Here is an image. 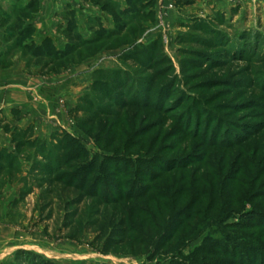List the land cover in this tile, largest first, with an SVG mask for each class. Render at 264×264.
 I'll use <instances>...</instances> for the list:
<instances>
[{"label": "rangeland", "instance_id": "rangeland-1", "mask_svg": "<svg viewBox=\"0 0 264 264\" xmlns=\"http://www.w3.org/2000/svg\"><path fill=\"white\" fill-rule=\"evenodd\" d=\"M215 2L189 0L180 8L171 3L172 9L169 3L163 7L161 2L157 21L162 22L167 41H160L155 52L144 48L136 54L125 52L136 40L128 36L129 30L111 42L100 41L90 46V16L87 20L85 17L84 23H76V31L86 45L79 46L74 54L59 63L45 65L47 62L33 59L28 62V54L19 47L20 57L28 68L31 63L42 64L44 76L78 66L81 74H89L86 79L89 82L92 69L111 71V74L97 75L102 80L110 78V85L83 82L78 100L74 101L76 96L72 101V94L63 91L56 100V108L63 111L68 101V108L64 110L66 118L54 136L40 141L53 145L52 140L56 143L62 132H66L82 145L90 159L97 157L101 161L105 156L118 154L121 157L118 166L125 169L129 165V170L121 176L123 183L134 181L139 175L161 173L159 169L165 168L169 164L166 161L171 159L183 164L201 160L202 163L193 164L185 173L162 175L156 184H170L183 175L188 178L193 175L195 179L205 177L214 182L212 177L217 168L223 178V197L231 189L232 200L242 203L231 208L233 213L228 222L264 215V0L243 1L236 6L228 2L229 6L223 8H217ZM79 3L75 11H89L90 0H79ZM22 6L19 4L16 8ZM18 17L15 14L4 25H14ZM150 20L157 22L154 17ZM66 25L67 22L63 35L67 41ZM155 37L157 34L149 36L144 44ZM24 42L13 40L12 43L22 46ZM90 58H93L91 62ZM194 113L199 121L196 127L194 115L188 119ZM187 131L193 134L185 135ZM204 134L205 142H202ZM242 139L245 141L235 146ZM211 140L224 141V144L208 148ZM47 149L49 156H58L53 153V147L51 151L49 146ZM19 152L32 164L34 159L43 161L34 147L28 146ZM96 175L94 172L89 183L76 190L54 183L43 171H31L24 180V189L34 190L35 194L32 200L29 198V206L25 202L17 205L15 213L8 216L9 224L14 222L15 227L26 229L29 243L40 244L46 252L40 256L54 264H172L176 260L181 264L190 263L185 257L203 243L205 233L192 243L181 245H176L175 238L157 253L128 246L103 254L102 241H96L90 225L98 219L97 211L105 207L96 198L84 195ZM8 176L15 179L11 173ZM228 177L234 179L229 187ZM5 183L0 181V189ZM130 185L129 182L124 188ZM78 198H82L80 204L75 202ZM1 205L7 207L6 201L0 199ZM109 209L112 211V207ZM113 211L119 215L121 206ZM140 220L135 215L131 222L137 225ZM260 220L264 223V219ZM256 232L264 233V229L258 228ZM238 233L236 242L241 243ZM243 256L251 264H258V256L254 261L248 254ZM12 264H37V261L25 262L14 257Z\"/></svg>", "mask_w": 264, "mask_h": 264}, {"label": "trees", "instance_id": "trees-1", "mask_svg": "<svg viewBox=\"0 0 264 264\" xmlns=\"http://www.w3.org/2000/svg\"><path fill=\"white\" fill-rule=\"evenodd\" d=\"M90 1L108 13L113 21L112 28H104L100 18L93 20L96 31L93 38L90 39V46L100 41L111 42L112 39L122 37L129 30L128 36H132L136 40L127 46L125 52L133 51L136 54L143 48L148 52L157 51L158 44L163 41L162 33L155 32L145 35L151 28L142 26L143 22L154 17L153 11H147V8L154 5V0L148 2L126 0V6L122 10L112 0ZM99 1H104L103 5L99 4ZM36 9L37 0H29L26 5L15 8L19 19L14 25L7 26L6 40H14L17 43L25 40L22 46L17 44L15 46L20 47L35 61L47 62L45 65L59 63L69 58L79 46L85 44L81 35L76 31L73 13H70L67 18L65 30L67 43L62 49H57L51 39H44L40 44L29 41L32 28L26 24L25 19H29ZM157 23H153L152 26L154 27ZM154 34H157V37L144 44V41ZM110 72L103 68L94 70L91 85H110V78L102 80L98 78L99 76L97 77V75L111 74ZM145 81L147 82L148 79ZM115 83L117 84V82ZM159 92L161 95L162 91ZM191 115H194L195 127L199 126L197 115L190 114L188 119H191ZM191 133L192 131H187L185 135L191 136L193 134ZM214 133L217 131L215 130ZM205 135L202 142H205ZM244 141L245 139L238 141L235 146ZM52 142L53 145L48 144L45 140L24 142L28 146L34 147L36 153L43 159V161L34 159L31 171H43L46 177L53 178L54 183L64 184V187L76 190L84 188L89 183L92 174L97 172L90 189L84 195L96 198L98 203L105 207L97 211L98 219L90 225L96 234V241H102L101 251L103 254L109 253L114 248H127L128 246H133L136 249H150L149 251L153 250L152 253H157L167 244L173 242L175 238L176 245H181L184 242L192 243L202 233H205L203 243L185 257L186 261H190L189 264H251L247 259H244L243 255L245 254H248V257H251L253 261L258 256V264H264V255L262 256L264 243H261L264 233L256 232L258 228L264 229V223L260 220L264 219V215H254L242 222L229 223L228 220L233 213L231 208L236 205L242 206V203L232 200L231 189H228L226 197H223L224 187L221 186L223 178H220V171L217 168H215L212 177L213 180H216L214 182L205 177L195 179L193 175L188 178L182 174L181 178L174 179L170 184H156L162 175L185 173L186 169L193 164L202 163L200 160L196 163L190 161L183 164L182 162L177 163V159H171L166 161L169 164L165 168L159 169L162 174L151 173L148 177L139 175L134 181L123 183L121 176L129 170V165H126L125 169L118 166L117 162L121 161L118 154L105 156L101 161H98L97 157L90 159L82 145L66 132H62L61 139H57L56 143L53 140ZM211 142L210 145H207L208 148L220 147L224 144V141L211 140ZM56 144L58 148H55ZM47 146L50 151L53 147L55 151L53 153L58 156L55 158L49 156ZM118 150L120 148H117ZM13 161V156L0 150V175L6 165H10ZM227 180L229 187L234 179L228 177ZM129 182L131 185L125 189L124 185H128ZM220 191H222V195ZM81 200L82 198H78L75 202L80 204ZM123 202L127 205H121ZM119 206H121V213L117 215L113 210ZM109 207H112L113 212ZM135 215L141 217L137 225L131 222ZM231 232L236 233L231 234ZM238 232L242 239L241 243L236 242ZM238 250H241L239 257L237 256ZM14 257L15 259L21 258L25 262L34 259L37 264H54L53 261L45 259L33 251L17 250ZM172 264L181 263L176 260L172 261Z\"/></svg>", "mask_w": 264, "mask_h": 264}, {"label": "crops", "instance_id": "crops-1", "mask_svg": "<svg viewBox=\"0 0 264 264\" xmlns=\"http://www.w3.org/2000/svg\"><path fill=\"white\" fill-rule=\"evenodd\" d=\"M28 1L0 0V63H5V66L0 64V150H4L14 157V161L10 165H6L0 175V181H6L0 189V199L6 201L7 205V207L0 206V264H12L17 250L46 255L40 244L31 245L29 243L26 229L15 227L14 222L12 225L9 224L8 216L15 213L17 205L25 202L29 206V198L32 200L31 198L35 194L34 190L24 189L26 185L24 180L31 172L32 163L19 150L27 149L28 145L24 143L26 141H40L54 135L55 130L62 126L60 124L63 123V118H66L64 110L68 108V101L65 108L63 107V111L61 108H56V100L65 91L72 94L70 98L73 101V98L84 86L83 82L87 81L86 79L89 77V74H81L78 66H70L65 72H50L45 76L41 72L42 64L31 63L28 68V64L20 57L22 51L19 47L13 45V40H6L8 25H4L6 20L12 19L17 13L16 6L26 5ZM112 1L117 4L120 10L126 6V0ZM188 1L154 0V5L147 8V11H153L157 21L161 2L163 7L167 3L169 5L175 3L176 8H180ZM78 4H80L79 0H37V9L26 21V24L32 28L28 40L40 44L44 39H51L57 49H62L67 43L63 35L65 23L69 14L75 11ZM215 4L217 8L229 6L227 0H216ZM89 16L90 39L93 38L96 31V25L93 22L95 18L101 19L104 28L113 27L111 16L101 10L99 6L92 5L91 1L88 12L77 10L73 14L76 23H81L85 17L87 20ZM152 24L151 20H147L142 23V26L152 28ZM26 57L29 58L28 62L33 59L30 55ZM92 59L90 58V62ZM93 72L92 69L88 84L92 81ZM77 98L78 96L74 101L78 100ZM8 173L15 175V179L11 176L7 177ZM10 177L11 179H9ZM8 181L15 183L10 184ZM10 221L12 222V220ZM35 248L38 249V252L35 251Z\"/></svg>", "mask_w": 264, "mask_h": 264}, {"label": "built area", "instance_id": "built-area-1", "mask_svg": "<svg viewBox=\"0 0 264 264\" xmlns=\"http://www.w3.org/2000/svg\"><path fill=\"white\" fill-rule=\"evenodd\" d=\"M230 4H232L233 6L238 5L239 3L242 2V0H227ZM169 9H172V5L168 6ZM163 24L162 22H158L154 27H152L151 29H149L145 35L151 34V33H155V32H161L162 33V40H164V42L167 41V36L165 31L162 28Z\"/></svg>", "mask_w": 264, "mask_h": 264}]
</instances>
